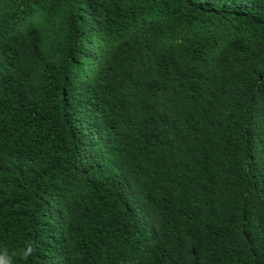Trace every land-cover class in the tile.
<instances>
[{"label": "trees", "instance_id": "obj_1", "mask_svg": "<svg viewBox=\"0 0 264 264\" xmlns=\"http://www.w3.org/2000/svg\"><path fill=\"white\" fill-rule=\"evenodd\" d=\"M0 248L264 264V0H0Z\"/></svg>", "mask_w": 264, "mask_h": 264}, {"label": "clouds", "instance_id": "obj_2", "mask_svg": "<svg viewBox=\"0 0 264 264\" xmlns=\"http://www.w3.org/2000/svg\"><path fill=\"white\" fill-rule=\"evenodd\" d=\"M38 249V245L33 241H28L20 252V258L27 260L33 256ZM0 264H13L12 256L6 248H0Z\"/></svg>", "mask_w": 264, "mask_h": 264}]
</instances>
